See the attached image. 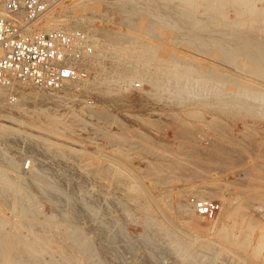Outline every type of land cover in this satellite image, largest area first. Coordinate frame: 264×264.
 Wrapping results in <instances>:
<instances>
[{
    "label": "rangeland",
    "instance_id": "rangeland-1",
    "mask_svg": "<svg viewBox=\"0 0 264 264\" xmlns=\"http://www.w3.org/2000/svg\"><path fill=\"white\" fill-rule=\"evenodd\" d=\"M143 1L125 0L121 6L120 0H58L59 6L32 28H41L43 22L54 24L51 17L58 14L61 20L55 23L86 34V22L80 15L108 20L117 29L96 26L95 46L104 52L99 65L105 70L118 67L114 63L122 58L116 50L124 46L131 51L124 67L160 80L170 69L203 68V63L218 60L211 55L214 50L221 54L218 47L199 46L202 42L196 36L223 33L183 28L225 29L235 21L255 19L256 23L237 27L251 29V34L264 39V0H255L252 6L235 0H167L179 8H166L170 15L162 18L148 14L152 2ZM109 11H121L122 17L107 19ZM184 11L199 14L183 17ZM182 18L201 23H166L167 19L176 22ZM108 28L114 34L107 38L102 29ZM253 42L264 44L259 39ZM251 51L256 55V49ZM259 59L264 60V55ZM240 60L245 59L219 60L229 72V77H224L222 71L221 79L227 84L247 77L251 86L264 84V73L246 71ZM93 63L89 68L84 63L89 78L95 70ZM74 90L71 106L64 104L59 119L48 123H38L26 113L11 116L0 111V122L35 135V139L0 149V264H264L252 248L262 226L252 228L251 243L244 247L220 238L225 229L237 234L238 221L244 219L242 215L221 218L223 209H242L264 225V115L180 102L182 96H168L165 87L137 77L112 92ZM45 137L49 139H40ZM33 140L43 143L45 150L64 148L70 152V160L87 172L89 179L81 185L80 193L75 189L78 178L70 179L68 173L62 174L63 169L52 167V162H46L34 182L40 178L62 182L30 186L23 171L31 169ZM62 186L69 187V192L62 195L58 191ZM73 193L78 194V203L70 199ZM203 197L220 205L214 217L195 210L193 213L202 217L184 222L176 217L182 203L192 208V200ZM149 212L170 232L160 231L159 235L158 229L149 225ZM184 242H191L189 248L177 247ZM73 245L75 248L68 247Z\"/></svg>",
    "mask_w": 264,
    "mask_h": 264
},
{
    "label": "bare ground",
    "instance_id": "bare-ground-1",
    "mask_svg": "<svg viewBox=\"0 0 264 264\" xmlns=\"http://www.w3.org/2000/svg\"><path fill=\"white\" fill-rule=\"evenodd\" d=\"M57 1L58 0L54 1L55 4L53 3V7L51 9L56 8L57 5L59 6L60 2H57ZM120 1H122V3L120 2L121 6L125 4V0H120ZM235 1H237L236 3L244 4V6H247V5L252 6V4L255 0H235ZM151 2L152 3L149 4V7L151 9L149 8L148 14H150L152 16H156L158 18H162V17H166V16L170 15L169 12L165 11V10H168L166 8H169V10H175V9L179 8L177 6L172 5L167 0H163V1L151 0ZM184 2H189V1L184 0ZM71 3L73 4L74 2L72 1ZM140 3L144 4L145 2L143 0H141ZM51 9L47 13H45L42 17H44L45 15H46V17H48L47 14H51ZM101 9H103V8H101ZM158 9L160 11H157ZM184 12L185 13L181 14V16H183V17L184 16H193V15L196 16L199 14L198 12H196V13L195 12L190 13L188 11H184ZM87 13L85 12V14H87ZM108 13H109L108 14L109 16L107 17V19L119 18V20H120V18L122 17V16L120 17L121 11L118 13L109 11ZM98 15H100V14H98ZM0 16H2V17L10 16V14L4 10L3 5L1 3V0H0ZM15 16H16V19L19 21L20 25L25 23L24 15L22 12L16 13ZM80 16H81V17H79L80 20H83V22L85 21L86 22L85 25H87L86 27L84 25V28L86 29V35H87L90 43L92 44L93 48L95 47V51L90 55V57L87 60H85V64L88 68L93 62H95V63H93L95 65V68H94L95 70L93 71L92 78L87 77L85 79H80V80L74 81L72 84H64L58 88L42 87V86H37V85L32 84V83L31 84H22L19 81H15L11 84L0 85V111L2 110L4 115L6 113L11 115V116L16 115V114L26 113L27 115H29L31 117L33 116L36 119V121H38V123L39 122H41V123L47 122L48 123V122H50L51 119L58 118L60 116L59 114L61 113L62 108L64 107V104H67V105L70 104V106H71V104L73 102L72 96L74 95V94H72V93H74V92H72V90L75 89L76 92L78 91V93H81L85 90L90 91V89H92V91H95V90H93V88H96V90L98 89L100 92H108V91L112 92V91H115V89L119 88V86L123 88V85L130 84V83L132 84V82H134L135 77H137L138 80H140V81H143L145 79L151 85H157V86L165 87L167 89L166 94L168 96H173V95L182 96L183 98L181 99L180 102L186 101L188 103H191V101H193V102H197V103L201 104L202 106H207V107H209V109H216V110L219 109V110H225V111H227V110H234V111L244 110L247 113L258 112V113H260L261 116L264 115V100L263 101L260 100L261 96L264 94V90H263L264 84L263 83L260 82V83H258L257 86L252 85L253 86L252 87L250 83H247V81L249 79L247 77L244 78V76H243L244 79L236 78L233 82H228L226 84V82L224 80H222L220 77L221 76L220 73H222V71L224 72L222 74V75H224V77H227L229 74V72L225 70V67H223L224 65L222 63H220L219 60H221V59L227 60V62H232L233 60H238L240 58L241 59L244 58L245 60H240L239 62L241 65L243 64V67L246 68V71H249L250 73H253V74L254 73L258 74L259 72L264 73V60L259 59L260 55H264V44H261V43L259 44L257 42H253V41H257L258 39L264 40L263 36L262 37L254 36L253 34H251V29H240V27H237V25H243V24H247V23L248 24L249 23H256L257 20L250 19L249 21L248 20L235 21L231 27L225 28V29H221V28H217V27L195 28V26H193L194 28H188V29L183 28L182 30H185V31H197V32H199V31L203 30V32H207V33H214V32L223 33L221 35L207 34L204 37L196 36V39L199 40L200 42H202V43L198 44L199 46H201V47L206 46L207 48L218 47L221 51V54H219V52L214 50L211 53V55L213 56V58L215 57V59H218V60H212L210 63H208V62L203 63V64H205L203 68H199L197 66L195 67L193 65V66H187V68H185V69H179V68L170 69V70H168L170 74L168 73L164 77V80H160L157 77H154L153 75L149 76V75H146L145 73L137 71L136 69H130L129 70L127 67H124L125 63H127L129 61V55L131 53L130 49L123 48L124 46L123 47L121 46L122 48L120 47L116 50V52H118L117 55L120 58H122V60L119 59V62L117 59L115 61L116 63H114V65L119 64L118 67H113V68H111V70H108V69L105 70V68L101 67L98 63V60L104 54V52L101 49L96 48V46H95L96 45V39H97L95 37V36H97L96 26L97 27L98 26L99 27H108V25L109 26L112 25V27H110V28L115 30V29H117L116 25L111 24L110 22H107L108 20L104 21L103 19L101 20L99 18L83 17L82 15H80ZM93 16H95V15H93ZM42 17H40L38 20L34 21L32 23V25H30V27L33 26L34 23H36L37 21H40L42 19ZM70 19H74V18H70ZM182 19L183 20L176 21V22H174V21L169 22L168 19H167V21L166 20H164V21H166V23L172 24V25H177L180 22L181 23L184 22V23H187L190 25H194L196 23L197 24L201 23V20L196 21L194 19H189V18H182ZM44 20H46V19H44ZM51 20H53L55 22L58 21V23H60L61 19H60V16L57 14L56 16H52ZM74 20H72V21H74ZM55 22H53L54 24H50V23L46 24V22H43V26L41 28H43V29L67 28V27L62 26V24H58ZM68 22H70V21H68ZM39 23L41 24V22H39ZM80 23H82V21H80ZM129 24H132V23H129ZM123 26H125V25H123ZM112 29H110V30H112ZM102 30L105 31L106 34H104V35L107 38L109 37L108 34H110V35L114 34V33H110L111 31L109 30V28L108 29H102ZM176 30H178V28H176ZM242 32H244V35L241 34ZM143 35H145V34H143ZM147 36H149V35H147ZM152 37L153 36H151V38ZM119 38H121V37H119ZM185 38H186V35H185ZM152 39H154V38H152ZM193 39L195 40V36ZM211 41L213 43L210 44ZM191 45H193V44H191ZM198 45H196V46H198ZM125 46H127V45H125ZM109 48L107 47V49H109ZM196 48H198V47H196ZM176 49H177V44H176ZM252 49H256V55H255V53H253L254 51L253 52L251 51ZM110 50H111V48H110ZM170 51H172V50H170ZM184 56L190 57V55L187 53H185ZM186 62L189 63V60L187 59ZM191 62H193V61H191ZM122 64H123V66H122V68H120ZM241 69H242V67H241ZM195 72L198 73L196 76L194 75ZM240 77H242V76H240ZM189 79H192V83H187V81ZM253 84H254V81H253ZM33 85H35V86H33ZM111 89H113V90L111 91ZM8 91L12 92V97H14L13 100H10L11 98L8 97V93H9ZM249 115H251V114H249ZM12 127L13 126H10V125L7 126L5 123L0 122V149H3L4 147H6V145H10V143H12V142L19 143V142L24 141V139H35V135L32 134L33 132L25 131V130H21V129H14V127L13 128ZM8 138H11V139H8ZM40 139H49V138L45 137V138H40ZM46 141L49 142L48 140H46ZM33 146H34V155H30L31 156L30 157L31 158V169L23 171V173L30 180L29 181L30 186H35L37 183H44V184L47 183L46 185L51 186L52 184H57V183L62 182V181L58 182L56 180L51 181L47 178H40L38 180L35 179V182H34L33 178H35V176L37 178V175L39 174L40 170L43 169L48 164L46 162H52V167H54L55 169L56 168L63 169L64 172H62V174L68 173L70 176V179L73 178L75 180L76 178H78L77 180H75V184L78 185V188H75V189L79 190V193L81 192V190H80L81 185L87 184V182L89 180L87 177V172L83 171L79 166H77V164L75 163L74 160L73 161L70 160L71 159L70 152L67 149L62 148V149L45 150V146L43 143L42 144L41 143L35 144L34 140H33ZM10 150L11 149H9V154L12 153ZM14 152L16 154L17 150H15ZM30 154H31V152H30ZM12 162H14V160H12ZM36 186H38V185H36ZM35 189H37V188H35ZM69 189H70L69 187H65V186L63 187L62 186L59 188L58 191H60V193H62V195H63L64 192H69L68 191ZM46 190H48V189H46ZM76 192H78V191H76ZM78 198L79 197H78L77 193H73V195H70V199L72 201H74L75 203H78V201H79ZM68 199H69V196H68ZM119 199L121 200V196L119 197ZM203 199H205V197H203ZM190 205H192V204L190 203ZM193 210H194L193 207L192 208L189 207V203H188V205L186 203H182L181 207L178 210V213L176 212L177 213L176 217L179 218L183 222L187 221L191 217L192 218L193 217H202V216L195 215L193 213ZM234 215L235 216L237 215L238 217H241V215H242L244 218L241 220V222H240V220L238 221L239 222V224H238L239 232L237 234H233L232 232H229L228 230L225 229L220 234V238L224 241H229V239H230V241H234L239 246L244 247L245 245H249V243H251V240L249 239V233L252 230V228H255L256 226H262L255 236L254 243H252V248L254 251L253 253L255 255L257 254L259 258L264 259V225H263V223L261 224V222L256 221V219H253L249 214L245 215V213L243 212L242 209H239V210H235L234 208H230V209L227 208V210L223 209L220 217L225 218L227 216H234ZM146 218H147L150 226H154V228L158 229L157 232L159 235L161 234L160 231L161 232H164V231L170 232V229H168V228H166V230H163L161 225H159L160 223L157 222L156 216L152 212H149L147 214ZM141 236H143V235H141ZM193 241H195L194 238H193ZM190 243L184 242V243H181V245H177V247H179L180 249L187 248V247L189 248V246L191 245ZM68 247L69 248H75L74 245L68 246ZM77 247L80 248L79 246H77ZM74 261H75V263L79 262L76 259H74ZM92 261H93V259H92Z\"/></svg>",
    "mask_w": 264,
    "mask_h": 264
},
{
    "label": "built area",
    "instance_id": "built-area-1",
    "mask_svg": "<svg viewBox=\"0 0 264 264\" xmlns=\"http://www.w3.org/2000/svg\"><path fill=\"white\" fill-rule=\"evenodd\" d=\"M54 1L1 0L10 16H0V85L18 80L58 88L87 78L84 63L93 53V46L83 30L30 27L53 7ZM18 12L24 15L22 25L15 16ZM192 207L211 218L220 205L200 198L192 200Z\"/></svg>",
    "mask_w": 264,
    "mask_h": 264
}]
</instances>
